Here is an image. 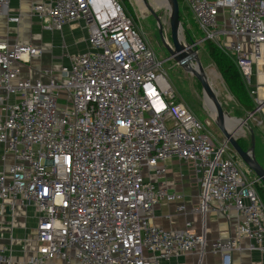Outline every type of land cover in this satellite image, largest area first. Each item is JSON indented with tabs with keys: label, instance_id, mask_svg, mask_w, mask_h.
<instances>
[{
	"label": "built area",
	"instance_id": "1",
	"mask_svg": "<svg viewBox=\"0 0 264 264\" xmlns=\"http://www.w3.org/2000/svg\"><path fill=\"white\" fill-rule=\"evenodd\" d=\"M9 2L0 0V16ZM183 3L204 34L200 40L234 60L251 87L248 120L264 127V0ZM32 14L60 31L83 21L88 48L47 71L46 79L34 78L22 69L42 47L0 36V145L4 157H13L0 170V238H7L0 241V264H171L195 252L202 264L207 251L232 264L241 238L249 241L246 249L264 253L260 178L177 96L163 60L122 0H40ZM173 157L190 162L199 175L192 209L182 193L151 178L164 175ZM161 201L176 203L184 214L235 211V233L208 244L190 220L182 228L157 225ZM17 207L37 211L33 248L20 257L14 221L6 219Z\"/></svg>",
	"mask_w": 264,
	"mask_h": 264
},
{
	"label": "crops",
	"instance_id": "2",
	"mask_svg": "<svg viewBox=\"0 0 264 264\" xmlns=\"http://www.w3.org/2000/svg\"><path fill=\"white\" fill-rule=\"evenodd\" d=\"M39 1L40 0H10L9 6L5 13L0 16L1 38L6 39L11 44L26 43L32 45H41L38 43L40 39L37 38V31L33 28V25L37 21L40 23V21L32 14L33 5ZM11 16H18L19 20L11 21L9 20V17ZM77 29H79V31ZM61 31L64 32L63 36L67 39L74 38L76 41H78L81 37L80 42L82 43H78V48L75 51L68 50L67 52L69 57H66V59L63 61V65H68L71 55L78 52H83L88 48V31L83 21L67 24ZM77 32H81L82 35L77 37ZM42 45L45 46L44 44ZM45 50L41 56L33 57L29 64L24 65L22 69L23 76H30L34 78L43 76L42 78L46 79L45 75H47V71L56 70L60 67V63L56 62L53 54L51 52H47L48 50ZM260 64V66H264V63L260 62ZM263 91L264 90L262 88V90H260L261 95L264 94ZM249 121L253 122L255 126H259L252 118L247 121L248 126H245L246 131H238V133L241 134V137L238 138H242L244 142H249L250 140L248 128L251 126ZM253 131L255 133V144L257 143L259 145V156H257L256 159L264 167V127L259 126L257 127V130L253 128ZM3 154V146L0 145V170L4 169L6 165L13 161V157L10 153L5 157ZM166 165L168 169L167 172L162 176L153 175L151 177L152 180L154 183H156V185L166 186L170 191L182 193L187 209H192L199 202V175L196 173L190 162L183 161L175 157L168 159L166 161ZM259 187L264 190V185H262V183L258 185V191H260ZM176 206V203L161 201L156 206L154 211V223L165 228H182L185 221L190 220L192 223L191 229L199 234L204 233L208 244L215 238L220 237L225 239L233 236L235 233V226L238 220V216L235 211L227 213L209 211L206 215L194 212L184 214L180 211H177ZM29 217V209L27 212L23 213L22 207H17L13 218L11 216L6 217L7 221H11V219L14 221L13 231L17 239L14 242L15 256L18 257L27 255L30 251V248H33L34 243L31 239L36 228V221L32 222L31 225L27 227V219ZM4 221L6 220L3 218L2 222ZM2 226H4L2 227V232L7 234L10 228L5 226L4 223ZM23 236H26V240H23ZM0 241L6 242L7 238H0ZM240 242L243 248L233 251L232 264H264V253L259 250L250 251L246 249L245 247L248 246L249 242L247 238H241ZM24 246L27 248H23ZM198 257L199 254L197 252L188 253L171 259L170 263L197 264ZM202 264H221V257L218 254L207 251L204 254Z\"/></svg>",
	"mask_w": 264,
	"mask_h": 264
},
{
	"label": "rangeland",
	"instance_id": "3",
	"mask_svg": "<svg viewBox=\"0 0 264 264\" xmlns=\"http://www.w3.org/2000/svg\"><path fill=\"white\" fill-rule=\"evenodd\" d=\"M126 7V10L135 19L140 27L141 32L146 38L150 47L155 51L157 57L163 60V67L166 70L167 77L174 88L178 97L187 103L194 115L205 125L209 132L217 139L224 138L221 130L215 123V116H211L210 109L208 108L207 101L203 92L200 81L190 72L181 66L175 58L170 57V51L168 45H172L171 32H170V10L166 6V0H148L152 5L156 13L159 15L163 27V35L165 40L159 33V27L154 15L144 5L142 0H122ZM181 13L184 18V24L180 29V34L183 36V43H191L188 39L189 35L198 41V55L202 62V66L207 74V77L217 95V98L222 104L223 109L230 117L240 118L248 115L249 111H245L239 106L238 101L229 91L222 75L218 71L215 63L209 56V53L205 47L203 41L200 39L204 37L203 32L194 22H196L191 12L184 7L183 0H181ZM33 28L37 31L38 41L42 50L51 52L57 63L60 66L63 65V61L67 55L68 50L75 51L78 45L81 44V32H77V37H80L78 41L76 39H67L63 36L64 32L60 30L48 29L38 21L33 25ZM79 31V29H77ZM80 42V43H79ZM79 43V44H78ZM44 44L45 46H43ZM43 53V52H42ZM215 72V73H214ZM253 88V87H252ZM248 93L251 87H247ZM250 95V93H249ZM251 97V96H250ZM252 99V97H251ZM60 103H66L64 99L60 100ZM254 106V100L252 99ZM71 109L70 103L68 104V110ZM251 127L257 130L253 122L249 121ZM246 126H248L246 124ZM244 134V133H243ZM237 137H241L239 133H236ZM255 155L259 156V145L255 144ZM238 156V155H237ZM258 187V186H257ZM30 217L27 219V227L32 222L36 221L37 211L33 208L29 209Z\"/></svg>",
	"mask_w": 264,
	"mask_h": 264
},
{
	"label": "water",
	"instance_id": "4",
	"mask_svg": "<svg viewBox=\"0 0 264 264\" xmlns=\"http://www.w3.org/2000/svg\"><path fill=\"white\" fill-rule=\"evenodd\" d=\"M144 5L150 10V12L154 15L158 27L159 33L161 37L165 40L163 35V25L161 23V19L159 15L156 13L152 5L148 2V0H142ZM168 9L170 10V32L172 45H168L170 51V57L176 59V61L183 66L186 71L193 74L201 83L204 95H208L214 105V110L216 113L215 123L217 127L221 130V133L224 136V140L228 142L235 153L239 156V158L248 166L261 180L262 185H264V167L259 163L255 156V133L253 128L249 127L250 133V145L247 148H243L239 142L236 133H238L239 129L246 131L245 126L248 121V115L245 117H231L238 120L240 124V128L236 129L234 126L232 129H228L226 124L227 117H230L222 107L221 102L217 98V95L211 86V83L207 77V74L202 66V62L198 55V41H194L191 43H181L179 40L180 29L182 27V23L180 21V9L178 0H167ZM202 40H200L201 42ZM254 108L250 111L252 113ZM248 125V124H247Z\"/></svg>",
	"mask_w": 264,
	"mask_h": 264
},
{
	"label": "trees",
	"instance_id": "5",
	"mask_svg": "<svg viewBox=\"0 0 264 264\" xmlns=\"http://www.w3.org/2000/svg\"><path fill=\"white\" fill-rule=\"evenodd\" d=\"M123 2V1H122ZM179 2V9H181L180 4L181 0H178ZM124 4V2H123ZM125 6V5H124ZM186 8V6L184 5ZM126 8V7H125ZM184 18L182 16L181 10H180V21L182 25L184 24ZM197 25L196 22H194ZM190 42H194L195 40L189 35L188 37ZM205 47L209 53V56L215 63L218 71L222 75L227 87L229 88V91L232 93V95L235 97V99L238 101L239 106H241L245 111H251L254 106L252 103V99L246 89V86L241 78V75L239 73V70L234 62V60L222 49H220L215 43H213L210 40H203ZM215 73V72H214ZM212 86V85H211ZM239 144L243 148H247L250 145L249 142H244L242 138L237 139ZM260 194L262 199L264 200V190L260 188Z\"/></svg>",
	"mask_w": 264,
	"mask_h": 264
},
{
	"label": "bare ground",
	"instance_id": "6",
	"mask_svg": "<svg viewBox=\"0 0 264 264\" xmlns=\"http://www.w3.org/2000/svg\"><path fill=\"white\" fill-rule=\"evenodd\" d=\"M166 6H168L167 0H166ZM179 40L181 43H183V36L181 34H179ZM205 99H206L207 104L209 106L208 108L210 109V113L212 114L213 117L214 116L216 117L214 105H213L211 98L208 95H205ZM226 124H227L228 129H230V128L232 129L234 126H236V129L240 128L239 127L240 124H239L238 120L235 118L227 117ZM239 131H242V129H239Z\"/></svg>",
	"mask_w": 264,
	"mask_h": 264
}]
</instances>
